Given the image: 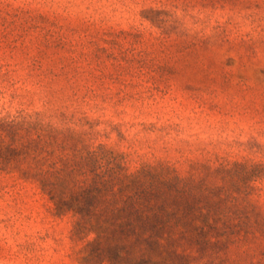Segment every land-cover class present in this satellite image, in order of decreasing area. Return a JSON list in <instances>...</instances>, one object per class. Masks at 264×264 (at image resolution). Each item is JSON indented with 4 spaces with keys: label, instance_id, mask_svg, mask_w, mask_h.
Instances as JSON below:
<instances>
[{
    "label": "rangeland",
    "instance_id": "obj_1",
    "mask_svg": "<svg viewBox=\"0 0 264 264\" xmlns=\"http://www.w3.org/2000/svg\"><path fill=\"white\" fill-rule=\"evenodd\" d=\"M20 112H65L132 170L264 163V0H0V118ZM252 185L264 205V176ZM74 221L0 172V264H264V247L227 233L85 250Z\"/></svg>",
    "mask_w": 264,
    "mask_h": 264
},
{
    "label": "trees",
    "instance_id": "obj_2",
    "mask_svg": "<svg viewBox=\"0 0 264 264\" xmlns=\"http://www.w3.org/2000/svg\"><path fill=\"white\" fill-rule=\"evenodd\" d=\"M72 120L65 112L1 117L0 172L35 183L57 215L72 214L85 250L163 252L217 233L264 247V205L252 185L264 163H199L184 174L160 161L132 170L123 155L87 143Z\"/></svg>",
    "mask_w": 264,
    "mask_h": 264
}]
</instances>
